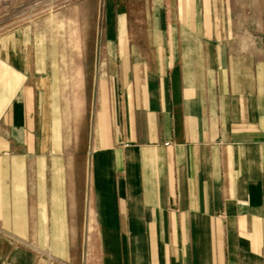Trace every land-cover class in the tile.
I'll return each mask as SVG.
<instances>
[{"label":"crops","instance_id":"obj_1","mask_svg":"<svg viewBox=\"0 0 264 264\" xmlns=\"http://www.w3.org/2000/svg\"><path fill=\"white\" fill-rule=\"evenodd\" d=\"M155 13L93 60L85 149L86 56L0 35V264H264V39L226 0Z\"/></svg>","mask_w":264,"mask_h":264},{"label":"rangeland","instance_id":"obj_2","mask_svg":"<svg viewBox=\"0 0 264 264\" xmlns=\"http://www.w3.org/2000/svg\"><path fill=\"white\" fill-rule=\"evenodd\" d=\"M168 0H0V35L37 22V33L47 37L72 38L73 45H58V52L68 48L75 55L84 54L90 68V119L85 134L81 125L75 146H93L94 78L93 60L113 37L114 24L130 23L137 28L133 32L141 35L138 24L152 22L156 18L155 7H166ZM231 20L240 36L264 39V0H226ZM130 27V26H129ZM129 31V30H128ZM127 31V32H128ZM43 37V36H42ZM104 54V52H101ZM82 129V132H81ZM87 241V239H86Z\"/></svg>","mask_w":264,"mask_h":264}]
</instances>
